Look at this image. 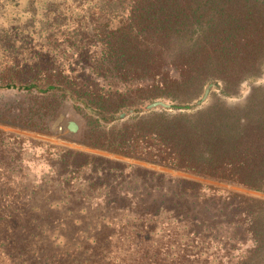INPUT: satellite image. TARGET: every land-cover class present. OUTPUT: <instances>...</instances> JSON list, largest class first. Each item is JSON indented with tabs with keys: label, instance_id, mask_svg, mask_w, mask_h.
<instances>
[{
	"label": "trees",
	"instance_id": "16d2710c",
	"mask_svg": "<svg viewBox=\"0 0 264 264\" xmlns=\"http://www.w3.org/2000/svg\"><path fill=\"white\" fill-rule=\"evenodd\" d=\"M16 4V25L0 32L3 72L13 73L0 89L68 94L96 116L81 132L87 146L264 191V86L239 105L220 96L204 104L213 86L239 96L244 82L262 75L264 0ZM32 69L46 70L44 86L40 74L14 75ZM95 84L115 107L88 99ZM155 101L169 106L147 108ZM131 111L134 122L99 127ZM42 117L15 126L34 130ZM3 136L1 144L21 143ZM58 150L54 176L30 188L0 187V249L12 264L23 255L27 264H264L263 199L124 165L115 169L114 205H87L83 186L110 184L98 187L84 171L93 157ZM114 237L115 259L106 250Z\"/></svg>",
	"mask_w": 264,
	"mask_h": 264
},
{
	"label": "rangeland",
	"instance_id": "374dc122",
	"mask_svg": "<svg viewBox=\"0 0 264 264\" xmlns=\"http://www.w3.org/2000/svg\"><path fill=\"white\" fill-rule=\"evenodd\" d=\"M11 1L13 0H0V32L12 29L16 25L15 16H17V14H13V11H17L18 9L16 7L18 6L16 4L17 0H14L13 3L9 5V8H7L6 4ZM4 64L5 58L0 57V71H2V73H0V84L7 81L9 74H13L3 72ZM81 69L83 68H80V70ZM71 72H76V69L71 70ZM36 74L41 75L40 84L41 86H44L46 82L43 79H45L44 75L47 74L44 69H32L14 73L15 77L22 81L32 78L36 76ZM83 77L86 79L85 76ZM254 86H264V70L262 75L257 79L248 80L241 85L239 96L230 97L222 95L220 94L219 88L213 86L212 91L209 92L210 96L204 104L207 106L212 103L217 96H220L230 106L239 105L248 97ZM99 88H101L100 85H92L85 95L88 99L95 100L102 98V101L106 106L110 105L115 107V100L102 94V91L107 92V90L101 88V91ZM14 113L18 116L13 118L8 116L9 114ZM41 114H43L44 117L38 119L37 129L32 130L21 126H15L17 122L30 124L29 120L31 118H38ZM137 115L138 114L135 111H131L127 116L126 114L125 116L123 114L122 116L125 117L123 119H115L114 121L110 120L107 122L103 119L98 122L99 127L102 129H110L112 126L115 127L122 123L134 122V117ZM69 121H75L78 124L79 129L77 132H71L68 129L67 124ZM95 121L96 116L91 115L86 107L73 101L68 94H63L62 91L50 94H40L36 91H19L14 88L0 89V153L3 154L0 156V187L30 188L32 185L40 183V179L44 174L47 175V177L54 176L52 175L53 172H58L59 168L51 166V164L56 163L58 156L64 153V151L58 150L61 148L82 153V158L84 160L88 157H93L94 161L88 165L84 171L87 172L88 175L93 172V177L99 181L97 184L98 187L104 186L105 182L110 184L106 188L102 187L100 190H95L93 188L88 189L87 186H83L85 192L90 194L87 195L85 200L87 201V205L90 203H93L94 205L102 204L104 206L105 204L108 205V203L114 205L117 184L120 182L115 178V169L119 170L123 168L124 165L141 168L145 167L163 172L165 175L173 178L198 181L221 190H230L240 195L264 200V191L202 177L184 170L170 169L160 165L150 164L127 157L126 155H121L117 152L87 146L83 143L84 140L81 132L84 131L85 133L88 131V128L91 129ZM7 122L13 123L6 124ZM4 133L18 137L21 140V143H17L14 139L9 145H7L5 141L1 144V140H4ZM104 160H107L108 162L101 164L100 161ZM100 165L108 169V176H106V178H104L98 169ZM49 185L51 184H48L47 186ZM80 189H82V187H80ZM109 190L110 193H106ZM124 190H126V188ZM94 213L99 214L98 211H94L92 212L93 215L90 214L89 217H91L92 221L97 223V216H95ZM85 215L86 213H83V216ZM99 219L103 220L101 217H99ZM105 222L107 223L106 220ZM109 226L110 228L105 230L106 235L111 232V229L113 228V226ZM36 240L37 239H35V241ZM111 241L112 244L110 245L108 243L106 250L110 248L115 259V237ZM71 253H73V251ZM86 255L88 256L89 254L85 253V256ZM5 256L7 255L2 253L0 249V264H12V262H10ZM25 258L24 255L19 256L18 260L16 259L15 264H27Z\"/></svg>",
	"mask_w": 264,
	"mask_h": 264
},
{
	"label": "water",
	"instance_id": "95a60500",
	"mask_svg": "<svg viewBox=\"0 0 264 264\" xmlns=\"http://www.w3.org/2000/svg\"><path fill=\"white\" fill-rule=\"evenodd\" d=\"M158 106L168 107L169 105L163 101H155V102L148 104L147 108L151 109V108H155ZM67 127L71 132H77L79 129V126L75 121H69L67 124Z\"/></svg>",
	"mask_w": 264,
	"mask_h": 264
}]
</instances>
